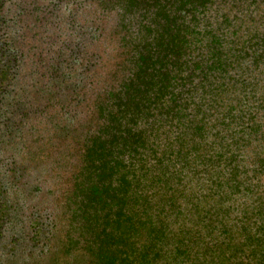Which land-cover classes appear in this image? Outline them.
<instances>
[{
  "label": "trees",
  "instance_id": "1",
  "mask_svg": "<svg viewBox=\"0 0 264 264\" xmlns=\"http://www.w3.org/2000/svg\"><path fill=\"white\" fill-rule=\"evenodd\" d=\"M129 4L147 8L138 36L153 35L97 106L67 193L68 252L80 247L89 264H214L244 251L264 264V201L241 243L223 244L233 204L255 187L242 156L264 141V0ZM253 165L264 171V159Z\"/></svg>",
  "mask_w": 264,
  "mask_h": 264
},
{
  "label": "rangeland",
  "instance_id": "2",
  "mask_svg": "<svg viewBox=\"0 0 264 264\" xmlns=\"http://www.w3.org/2000/svg\"><path fill=\"white\" fill-rule=\"evenodd\" d=\"M129 1L0 0V264H89L80 247L67 250V193L100 123L101 98L134 70L132 53L153 35L138 36L147 8L129 9ZM242 157L255 187L233 204L237 228L224 233L225 248L241 243L264 201V171H252L264 141L252 138ZM206 235L212 246L216 236ZM201 242L192 250L200 256ZM222 255L211 260L251 261L244 251L232 262Z\"/></svg>",
  "mask_w": 264,
  "mask_h": 264
}]
</instances>
